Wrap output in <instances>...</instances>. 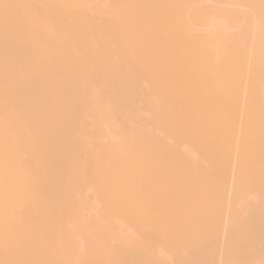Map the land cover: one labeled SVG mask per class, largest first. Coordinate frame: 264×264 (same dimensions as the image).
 <instances>
[{"label":"bare ground","instance_id":"1","mask_svg":"<svg viewBox=\"0 0 264 264\" xmlns=\"http://www.w3.org/2000/svg\"><path fill=\"white\" fill-rule=\"evenodd\" d=\"M0 264H264V0H0Z\"/></svg>","mask_w":264,"mask_h":264}]
</instances>
